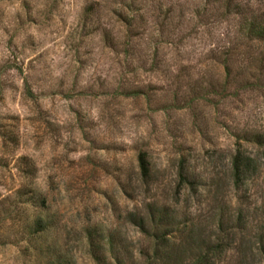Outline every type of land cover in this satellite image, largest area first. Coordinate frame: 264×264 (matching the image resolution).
I'll list each match as a JSON object with an SVG mask.
<instances>
[{
  "label": "rangeland",
  "instance_id": "1",
  "mask_svg": "<svg viewBox=\"0 0 264 264\" xmlns=\"http://www.w3.org/2000/svg\"><path fill=\"white\" fill-rule=\"evenodd\" d=\"M248 20L264 0H0V264H264Z\"/></svg>",
  "mask_w": 264,
  "mask_h": 264
},
{
  "label": "trees",
  "instance_id": "2",
  "mask_svg": "<svg viewBox=\"0 0 264 264\" xmlns=\"http://www.w3.org/2000/svg\"><path fill=\"white\" fill-rule=\"evenodd\" d=\"M241 29L242 31L245 32V34H247L251 38H258V39L264 38V24H261L259 22L257 23L255 20L244 21ZM138 166H139L142 177L144 179L148 178L149 177V164H148L145 153L139 154ZM233 170H234V176L236 178H239L240 174L243 172L241 169L240 161H239V154H236L233 158ZM180 176L184 178L182 173ZM36 225L40 227L41 222L38 221ZM194 264H204V259L199 258L197 261H195Z\"/></svg>",
  "mask_w": 264,
  "mask_h": 264
}]
</instances>
